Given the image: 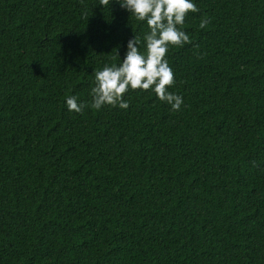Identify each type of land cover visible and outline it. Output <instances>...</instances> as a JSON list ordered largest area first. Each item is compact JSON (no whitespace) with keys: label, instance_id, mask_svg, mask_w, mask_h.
Segmentation results:
<instances>
[{"label":"trees","instance_id":"16d2710c","mask_svg":"<svg viewBox=\"0 0 264 264\" xmlns=\"http://www.w3.org/2000/svg\"><path fill=\"white\" fill-rule=\"evenodd\" d=\"M192 2L173 111L91 107L95 71L146 54L118 0H0V264H264V0Z\"/></svg>","mask_w":264,"mask_h":264},{"label":"clouds","instance_id":"9594fccd","mask_svg":"<svg viewBox=\"0 0 264 264\" xmlns=\"http://www.w3.org/2000/svg\"><path fill=\"white\" fill-rule=\"evenodd\" d=\"M137 21H146L150 29L144 39L146 54L139 51L140 38L129 40L128 51L119 66L105 65L102 70L95 71V86L91 88V107L101 109L105 105L129 107L123 97L131 90H152L162 102L169 104L173 111H178L183 103L181 96L172 94L167 89L174 84V73L165 59L169 46L182 47L191 43L190 37L181 30L188 13L199 11L192 0H118ZM110 0H100V4L108 6ZM207 18L201 20L203 29ZM180 26V27H178ZM70 112L82 113L88 104L79 103L76 96L66 97Z\"/></svg>","mask_w":264,"mask_h":264}]
</instances>
